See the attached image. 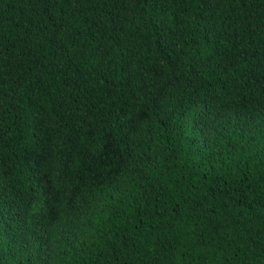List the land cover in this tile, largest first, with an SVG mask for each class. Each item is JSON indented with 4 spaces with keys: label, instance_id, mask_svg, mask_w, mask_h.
<instances>
[{
    "label": "trees",
    "instance_id": "obj_1",
    "mask_svg": "<svg viewBox=\"0 0 264 264\" xmlns=\"http://www.w3.org/2000/svg\"><path fill=\"white\" fill-rule=\"evenodd\" d=\"M0 264H264V0H0Z\"/></svg>",
    "mask_w": 264,
    "mask_h": 264
}]
</instances>
